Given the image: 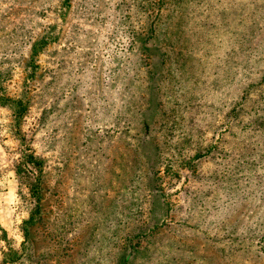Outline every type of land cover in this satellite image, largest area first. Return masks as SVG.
<instances>
[{
  "label": "rangeland",
  "instance_id": "374dc122",
  "mask_svg": "<svg viewBox=\"0 0 264 264\" xmlns=\"http://www.w3.org/2000/svg\"><path fill=\"white\" fill-rule=\"evenodd\" d=\"M0 264H264V0H0Z\"/></svg>",
  "mask_w": 264,
  "mask_h": 264
}]
</instances>
